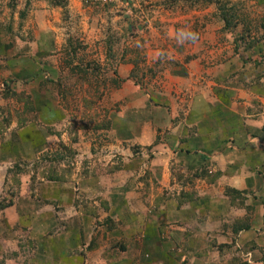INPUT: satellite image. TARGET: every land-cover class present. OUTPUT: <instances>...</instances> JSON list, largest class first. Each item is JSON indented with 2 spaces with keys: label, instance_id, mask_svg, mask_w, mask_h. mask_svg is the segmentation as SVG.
<instances>
[{
  "label": "rangeland",
  "instance_id": "1",
  "mask_svg": "<svg viewBox=\"0 0 264 264\" xmlns=\"http://www.w3.org/2000/svg\"><path fill=\"white\" fill-rule=\"evenodd\" d=\"M10 1L0 0V25L12 20ZM72 1L66 0L63 8L51 5L54 11L49 10L48 14L55 18L50 19L49 27L42 24L47 19L40 18L37 24L46 32L36 37L32 32L36 30L32 17L23 24L17 17L9 24L7 32L0 27L2 49L12 48L17 55L30 54L29 58L32 56V61L36 62V68L30 62V71L35 76L32 74L27 79L32 85L16 84L7 75V68H0V114L9 120L0 133V264H47L48 259L54 260L49 264H58L55 260L61 261L62 254L65 257L82 251L81 264H138V254L145 252L144 248L139 251L138 234L130 235L131 239L125 242V238L116 239L112 230H120L121 234L122 220L141 219L140 211L144 208L158 207L171 198L179 207L178 193H184V197L196 194L195 186L192 188L182 180L179 184L175 182L173 161L169 165V180L163 182L164 185L153 179L149 163L153 164L161 152L155 148L156 140L151 139V131L159 123L157 116L150 114L148 119H142L141 116H146L144 113L128 107L134 105L133 99L128 100L133 97L131 92L140 90L139 83L144 77L157 76L160 65L163 67L166 60L164 57L179 56V61L185 63L190 55H196L190 53L193 48L184 39L185 35L167 40L172 32L171 22L160 27L158 18L170 19L180 13L182 21L194 19V26L203 21L206 28L199 31L205 38L213 31L212 40L217 37L215 42H219L223 33H231L234 45L240 44L242 50L248 51L256 42H261L264 48V0H218L228 9L227 21L215 0H190L192 6L184 0H81L85 9L82 15L70 10ZM45 4L50 5L47 1ZM39 7L42 6L37 5ZM207 9L214 11L208 21ZM190 10L193 11L191 16L185 18ZM186 31L190 34L189 28ZM36 44L43 51H30V46L36 48ZM164 44L168 45L166 52H159ZM147 45L158 51L157 60L153 54L147 62L138 55L140 68L129 65L119 68L108 53L126 48L136 57L140 51H146ZM69 50L76 53L73 55ZM258 56L264 60L263 54ZM3 57L1 54L0 59ZM119 57L122 55L117 54L116 58ZM196 83L200 82L193 74L186 82L182 81L187 88L180 95L181 103L186 102L189 90ZM150 88L154 87L146 86L147 93ZM6 89L15 95L3 96ZM138 98L143 102V94L134 96L137 103ZM127 110H131L130 118L125 116ZM161 114L168 120L167 110H162ZM128 120L136 125L129 126ZM62 146L68 147L71 153L67 154ZM57 152L64 154L58 175L64 174L66 180L46 179L33 171L32 163L38 162L40 155L60 154ZM168 156L163 155L161 162L167 161ZM71 158L74 160L69 162ZM17 160L27 164L14 182L6 169ZM140 163L146 164L139 169ZM123 185L128 186V191L117 188ZM109 217L112 219L110 229L106 228L110 224ZM259 220L263 224L258 223L260 227L255 235L263 238V245L258 246L262 250L254 252V256L251 252L248 255L249 246L238 243L234 248L237 235H231L229 243H221L225 244L223 254L231 255V261L237 257L241 264H251L246 260L253 263L254 258L257 264H264V221ZM170 224L182 226L177 222ZM128 227L134 229L135 224L130 221ZM194 241V253L198 255L197 250L203 249L206 255V250L212 251L209 259L215 264H222L228 257H222V252L215 251L216 247L209 243L208 247H198L197 239ZM89 242L92 246L87 248ZM260 254L263 261H255ZM33 257L37 259L34 261ZM239 261L235 260L234 264Z\"/></svg>",
  "mask_w": 264,
  "mask_h": 264
},
{
  "label": "crops",
  "instance_id": "2",
  "mask_svg": "<svg viewBox=\"0 0 264 264\" xmlns=\"http://www.w3.org/2000/svg\"><path fill=\"white\" fill-rule=\"evenodd\" d=\"M9 3L12 4V8L8 4L12 20L0 25L6 32L9 30V24L17 17L22 24L32 17L33 28H36V30L32 29V32L36 37V34L41 35L46 32L37 24L40 18L47 19L42 23L47 27L51 25L50 19L55 18L48 14L49 10L51 12L54 10L51 5L45 4L44 0H11ZM71 3L69 8L75 15L84 13L81 0H73ZM37 5L42 7L37 8ZM5 10H8L7 7ZM192 12L190 10V14H186L185 18L190 17ZM208 12L207 21L212 18L214 11L208 10ZM182 16L176 13L170 19L158 18L157 23L160 26L170 21L172 32L167 40L185 35L184 39L193 48L190 53L194 52L196 55H190L189 61L185 63L179 61V56L164 57L166 60L163 62V67L160 65L157 76L144 77L143 82L139 83L140 90L131 92L133 97H128V100L133 99L134 105L128 107L144 113L146 116H141L142 119H148L150 114L157 116L159 123L151 131V139L156 140L155 148L160 149L161 152L160 156L153 160V164L149 163L152 169L149 171L153 179L164 185L163 182L169 180V165L173 161L175 166L172 176L175 182L179 184L183 181L191 184L192 188L195 186L196 194L192 198L181 197L179 207L171 198L158 207L144 208L140 211L141 219L135 217L136 221L128 218L121 221L120 227L123 229L121 234L120 230H112L116 239L125 238V242L130 235L138 234L141 241L139 251L143 248L145 250L142 255L138 254V264H215L213 259H209L212 251L206 250V255L203 249L197 250L200 252L198 255L194 253L192 247L194 240L197 239L198 247L207 246L209 243L211 247H216L215 251L220 250L223 254L226 252L225 244L221 243L230 242L232 224L238 217L247 214H250L249 227L239 230L232 246L235 248L238 243L243 247L248 245L249 250L246 254L249 255L251 252L254 256V252L262 250L258 246L263 245L261 242L263 238L255 235V232L260 227L258 223H262L259 219L264 221V184H262L264 178H261L264 177V60L261 61V57L258 56L259 54L264 56V48L261 42H256L248 51L242 50L240 44L234 45L233 35L230 37L231 33H223L222 37L218 38L219 42H215L217 37L212 40L213 31L206 38L201 36L199 28H206L203 21L199 26H194L192 25L194 19L182 21ZM176 19L179 24L174 22ZM183 23L186 25L183 26ZM181 27L182 29L177 30ZM188 28L190 34L186 31ZM183 29L185 32L182 31ZM27 31L30 33L31 29ZM191 32L195 33V38ZM236 36L238 37L239 34ZM226 42L230 45L227 46ZM35 46L36 48L30 46V51H43L37 44ZM167 46L164 44L159 52H166ZM3 47L0 40V55H4L0 59V68H7V75L16 84L32 85L27 81L33 74V71H30V62L36 68L32 56L29 58L30 54L17 55L12 52V48L8 50L12 52L9 54L2 49ZM154 48L147 45L146 51H140L136 57L132 56L131 49L127 51L126 48L119 52L110 50L108 53L112 54V62L119 68L127 65L131 68H140L138 67L140 60L149 61L150 54H153L157 60L158 51ZM117 54L122 57L116 58ZM138 55H141L140 60L137 58ZM201 55L204 57L202 58ZM192 74L200 83L193 84L186 102L181 103L180 95H183V89L187 88L182 85V81L186 82ZM146 86L154 88H150L147 93ZM139 94H143L144 98L143 102L138 98L139 103H137L134 96L137 97ZM162 110H167L168 120L161 114ZM125 116L130 118L131 110H127ZM128 123L129 126L136 125L131 120H128ZM165 154H169L168 159L161 162ZM145 164L140 163L139 169ZM200 169H207L208 175L196 176L191 180L185 178L191 171ZM207 176L208 180L205 179ZM127 187L123 185L117 188L126 192ZM216 188L219 190H215ZM225 188L236 189L244 195L243 204L247 209L236 206V197L230 202L229 194L224 191ZM125 214L128 215L129 212L126 211ZM130 221L135 224L134 229L128 227ZM174 222L184 227H173L170 223ZM185 230L189 232L186 233ZM165 234L168 235L167 238H160ZM75 246L74 249L77 251L79 246L77 244ZM124 247H127V243ZM80 254L65 256L70 259H66L62 254L63 259L55 262L81 264L83 256ZM222 257H227L222 264H234L235 260L239 261L237 257L231 261V255L228 253L223 254ZM36 259V257L32 258L34 261ZM252 260L257 264L254 258ZM51 261L54 260L48 259L46 263L49 264ZM246 261L253 264L249 259ZM255 261H263L261 254ZM238 264H241V261Z\"/></svg>",
  "mask_w": 264,
  "mask_h": 264
},
{
  "label": "trees",
  "instance_id": "3",
  "mask_svg": "<svg viewBox=\"0 0 264 264\" xmlns=\"http://www.w3.org/2000/svg\"><path fill=\"white\" fill-rule=\"evenodd\" d=\"M47 1L50 5H57L61 8H63L65 6V3H66V0H45ZM170 2V0H167ZM174 1V0H172ZM184 2L190 6H192V3L190 0H184ZM215 4L216 6L218 7V9H220L219 11H221V15L224 17V19L227 21V18L225 15H227V8L225 7V4L222 3L220 4L218 2V0H215ZM70 38L68 37L67 38V41L70 42ZM107 50H109L110 46H109V43L107 44ZM71 54H75V50H72L70 51ZM134 72V71H133ZM134 81L138 82V79L137 78H134ZM11 95H15L14 92L10 91L9 89H6L5 91H3V96L7 97V96H11ZM18 98H19V95L17 94L16 95ZM21 98V96H20ZM25 100L27 101V97H25ZM9 123V120L7 119V117H4V116H1L0 114V133L3 129H5V127L7 126V124ZM63 150L67 153V154H70L71 152H69V149L68 147H63ZM57 153H60L58 155H49L47 153H43L42 155H40V157H38V162H34L32 163V166H33V171L34 172H39L40 175H44L46 177V179H50V180H57V181H64L66 180V177H64V174L62 176L58 175V168H61V164L62 163V158H63V152H57ZM62 156V157H61ZM71 156V155H69ZM74 159L71 158L69 160V162H72ZM27 163L23 160H17L16 162H14L12 164V166L8 167L6 170L7 172L10 174V178H11V181L13 180L15 182L16 180V176L17 174H19L18 172L20 171H23L22 169L25 167ZM41 165V166H40ZM68 166V165H66ZM117 167V166H115ZM66 171V169H64V172ZM201 175H208L207 173V169H200V170H193L189 173V175L185 176V178H188L189 180H191L192 178L196 177V176H201ZM181 176V175H179ZM214 177H216V175H214ZM33 178V176L31 177ZM206 180H208V176L205 177ZM225 193H228L229 194V201L231 202V200H234L235 197H236V206L240 207V206H243L245 207V209H247L246 206H244L243 202H244V199H245V196L242 195L238 190L236 189H232V188H225L224 189ZM184 193H181V194H178L177 195V200L178 202L181 200V197H184L183 196ZM194 194H191L190 195V198L193 197ZM107 222H109V226H107L106 228H111V222H112V219L109 217L107 219ZM232 235L233 237H235L237 235V233L239 232V230H243V229H246L249 227V223H248V217L247 216H241V217H238L235 222L232 224ZM92 246V243L89 242L86 247L89 248ZM119 247H122L119 245ZM82 256H84V253L83 251L81 252Z\"/></svg>",
  "mask_w": 264,
  "mask_h": 264
},
{
  "label": "clouds",
  "instance_id": "4",
  "mask_svg": "<svg viewBox=\"0 0 264 264\" xmlns=\"http://www.w3.org/2000/svg\"><path fill=\"white\" fill-rule=\"evenodd\" d=\"M193 38H195V33H192Z\"/></svg>",
  "mask_w": 264,
  "mask_h": 264
}]
</instances>
